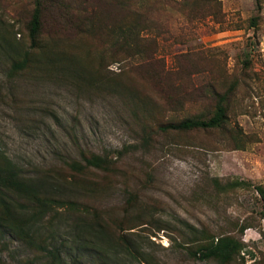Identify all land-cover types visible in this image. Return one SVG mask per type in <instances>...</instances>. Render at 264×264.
<instances>
[{
  "label": "rangeland",
  "instance_id": "1",
  "mask_svg": "<svg viewBox=\"0 0 264 264\" xmlns=\"http://www.w3.org/2000/svg\"><path fill=\"white\" fill-rule=\"evenodd\" d=\"M217 106V127L159 128ZM1 156L135 232L132 264H264V0H0ZM219 236L226 261L190 254ZM27 256L0 229V260Z\"/></svg>",
  "mask_w": 264,
  "mask_h": 264
},
{
  "label": "trees",
  "instance_id": "2",
  "mask_svg": "<svg viewBox=\"0 0 264 264\" xmlns=\"http://www.w3.org/2000/svg\"><path fill=\"white\" fill-rule=\"evenodd\" d=\"M258 2V0H255ZM38 10L32 12L29 34L33 39L38 28ZM223 118V109L217 106L207 118H184L174 123L160 125L161 130H189L217 127ZM0 161V229L16 239L30 253L19 264H85L87 254L94 255L101 264H132L145 260L141 241L135 232L110 235L103 223L79 211L76 203L42 195L40 183L21 172L12 161L1 156ZM85 164L95 167L99 163L83 158ZM215 186L222 188L219 182ZM246 184L243 180L227 182L225 187ZM261 202L264 215V186H252ZM243 228H240L242 231ZM133 236V237H132ZM139 237V236H137ZM190 254L197 258L210 256L226 261L238 250L239 243L229 236H219ZM145 254V255H144ZM140 258L141 260H138ZM0 264L3 263L0 260Z\"/></svg>",
  "mask_w": 264,
  "mask_h": 264
}]
</instances>
